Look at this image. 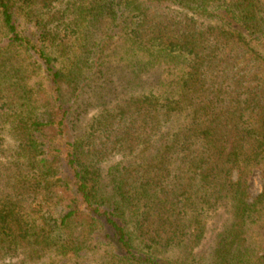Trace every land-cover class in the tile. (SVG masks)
<instances>
[{"label":"trees","instance_id":"obj_1","mask_svg":"<svg viewBox=\"0 0 264 264\" xmlns=\"http://www.w3.org/2000/svg\"><path fill=\"white\" fill-rule=\"evenodd\" d=\"M221 211L264 264V0H0V264H199Z\"/></svg>","mask_w":264,"mask_h":264},{"label":"rangeland","instance_id":"obj_2","mask_svg":"<svg viewBox=\"0 0 264 264\" xmlns=\"http://www.w3.org/2000/svg\"><path fill=\"white\" fill-rule=\"evenodd\" d=\"M263 189V181L260 172H256L251 181L250 192L253 198H256ZM236 222L231 213L221 211L213 215L207 221L206 233L202 242L196 246L194 253L198 257L199 264H218L220 261L219 250L221 244L227 241L230 233L234 231ZM257 250L263 255L264 237L258 238Z\"/></svg>","mask_w":264,"mask_h":264}]
</instances>
